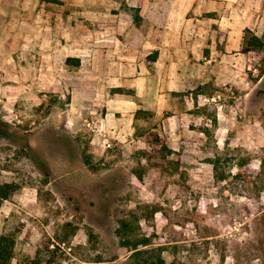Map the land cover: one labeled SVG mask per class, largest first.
<instances>
[{
  "label": "rangeland",
  "instance_id": "1",
  "mask_svg": "<svg viewBox=\"0 0 264 264\" xmlns=\"http://www.w3.org/2000/svg\"><path fill=\"white\" fill-rule=\"evenodd\" d=\"M24 1L1 0L0 43ZM201 19L188 34L200 53L176 77L147 78L144 97L124 89L141 108L112 149L70 116L68 95L37 86L39 104L8 100L23 84L0 76V184L19 186L0 236L15 238L14 264L34 251L41 264H264V53L237 45L242 16Z\"/></svg>",
  "mask_w": 264,
  "mask_h": 264
},
{
  "label": "crops",
  "instance_id": "2",
  "mask_svg": "<svg viewBox=\"0 0 264 264\" xmlns=\"http://www.w3.org/2000/svg\"><path fill=\"white\" fill-rule=\"evenodd\" d=\"M28 2L18 11L17 27H5L9 37L0 43L6 44L1 53L7 59L0 76L18 77L23 86L12 93L6 88L1 95L39 104L35 87L41 86L68 95L73 118L95 117L100 125L107 117L105 128L123 135H130L128 126H133L141 108L124 89L144 97L147 78L176 77L177 65L188 61L190 53H200L196 47L200 40L193 41L188 34H201L198 20L204 14L242 16L238 46L244 45L243 29L261 37L264 23V0H126L129 8L138 9V22L128 9L117 6L112 12L105 0H34L32 10ZM245 15L257 18L245 20ZM225 32V48H231L235 32L227 28ZM102 136L95 133V140L102 141Z\"/></svg>",
  "mask_w": 264,
  "mask_h": 264
},
{
  "label": "trees",
  "instance_id": "3",
  "mask_svg": "<svg viewBox=\"0 0 264 264\" xmlns=\"http://www.w3.org/2000/svg\"><path fill=\"white\" fill-rule=\"evenodd\" d=\"M128 10L133 14L135 22H138L140 20L138 9L128 8ZM246 33L250 35H245L244 37V51H259L264 53V34L258 37L253 35L249 30H246ZM67 62H70V59ZM84 162L86 165L90 164V160L87 157L84 158ZM18 189L19 186L15 184H0V204L3 201L9 200ZM15 247L16 240L13 236L7 234L0 236V264H14ZM39 255V251H34L16 264H41Z\"/></svg>",
  "mask_w": 264,
  "mask_h": 264
},
{
  "label": "built area",
  "instance_id": "4",
  "mask_svg": "<svg viewBox=\"0 0 264 264\" xmlns=\"http://www.w3.org/2000/svg\"><path fill=\"white\" fill-rule=\"evenodd\" d=\"M114 122V121H112ZM85 126L90 128L96 134H103V139L101 141L103 149H112L115 146V141L119 140L122 142L127 141L129 138L127 135L121 134L120 130L116 128L106 129L105 125L109 123L107 117H104L103 122L99 125L95 117H89L84 121Z\"/></svg>",
  "mask_w": 264,
  "mask_h": 264
}]
</instances>
